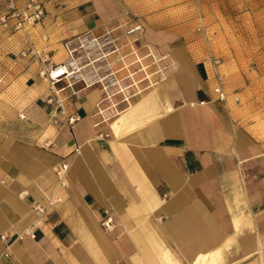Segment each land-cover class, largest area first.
<instances>
[{"label": "crops", "instance_id": "obj_1", "mask_svg": "<svg viewBox=\"0 0 264 264\" xmlns=\"http://www.w3.org/2000/svg\"><path fill=\"white\" fill-rule=\"evenodd\" d=\"M41 1L43 19L0 29V73L26 114L0 128V264H264V109L217 99L209 53L123 0ZM110 28L123 52L144 56L141 92L114 117L99 86L78 83L60 93L80 119L54 126L41 58L63 60L64 39ZM64 161L67 186L55 172Z\"/></svg>", "mask_w": 264, "mask_h": 264}, {"label": "rangeland", "instance_id": "obj_2", "mask_svg": "<svg viewBox=\"0 0 264 264\" xmlns=\"http://www.w3.org/2000/svg\"><path fill=\"white\" fill-rule=\"evenodd\" d=\"M123 1L132 12L190 37L201 54L221 56L231 101L242 102L240 108L248 112L254 108L259 114L264 109V0ZM1 26L0 20L5 31ZM6 55H0V64L8 69L2 62ZM8 76L2 68L0 128L6 130L22 126L19 108L24 101L22 89L10 87Z\"/></svg>", "mask_w": 264, "mask_h": 264}, {"label": "built area", "instance_id": "obj_3", "mask_svg": "<svg viewBox=\"0 0 264 264\" xmlns=\"http://www.w3.org/2000/svg\"><path fill=\"white\" fill-rule=\"evenodd\" d=\"M46 9L41 0H26L24 5H18L16 0H9L8 11L0 16L5 26H9V20L13 19L15 29L25 28L35 24L44 18ZM140 27V24L130 28L132 31ZM115 28L106 29L102 33L87 30L63 40L65 58L60 61L50 57H42L44 66L41 75L48 81L52 93L46 98L49 106V119L56 127L65 123L73 125L81 115L78 112H71L66 103V96L60 92L66 88L76 92L75 85L82 83L83 87L99 86L103 98L109 100L117 107L119 101L130 104L132 97L141 92L139 83L142 78L149 77L148 65L144 62V56L140 55L137 49L132 46L130 52H123L119 43V36L114 33ZM133 55L131 58L129 55ZM209 68L216 79L214 92L216 98L226 101L229 92L225 87V73L220 66L223 62L221 56L213 53L208 54ZM144 73L142 75L141 73ZM64 81L63 85H58ZM119 97L118 99H116ZM239 100L238 97L235 98ZM26 117L25 113L20 114ZM70 164L67 161L60 163L56 169L61 186L68 184V172ZM62 199L57 195L50 200L51 204ZM38 211H44V207L37 205ZM111 218L103 223L111 227ZM34 235V232L31 231Z\"/></svg>", "mask_w": 264, "mask_h": 264}, {"label": "bare ground", "instance_id": "obj_4", "mask_svg": "<svg viewBox=\"0 0 264 264\" xmlns=\"http://www.w3.org/2000/svg\"><path fill=\"white\" fill-rule=\"evenodd\" d=\"M149 97V96H148ZM151 97V96H150ZM149 97V98H150ZM147 98V97H146ZM149 98H147L146 100H148ZM153 99V98H152ZM156 100V99H155ZM143 101V100H142ZM145 101V100H144ZM143 101V102H144ZM152 101V100H151ZM131 102L132 101H130V105L126 108V109H128L130 106H131ZM150 102V101H149ZM147 102H145V104H146ZM148 104V103H147ZM152 104H154V103H152ZM114 104H111V106L113 107L112 108V111H114V113L112 114V116H116L119 112H122V111H124V110H122V111H118L116 108H114V106H113ZM157 105V104H156ZM150 106H152V105H150ZM149 106V107H150ZM158 106V105H157ZM132 108V107H131ZM111 109V108H110ZM114 109V110H113ZM125 109V110H126ZM151 109V108H150ZM107 110H109V109H102V111H101V113L103 114V116H105V111H107ZM132 110V109H131ZM138 110V109H137ZM154 110H155V108H154ZM142 111V110H141ZM139 112V111H138ZM140 113V112H139ZM138 113V114H139ZM136 115V114H135ZM109 116H111V115H109ZM114 116V117H115ZM125 117V116H124ZM110 118V117H109ZM124 124V121H123V116H122V118H119L117 121L115 120V122L113 123V128H115L116 130H118V131H121L122 130V128H123V125ZM127 124V123H126ZM118 133V132H117ZM206 258V256H200L197 260H195V262H193L192 264H200V261H201V259H205ZM206 261V260H205Z\"/></svg>", "mask_w": 264, "mask_h": 264}]
</instances>
